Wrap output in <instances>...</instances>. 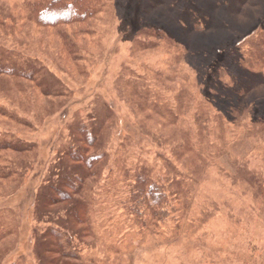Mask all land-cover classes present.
Returning <instances> with one entry per match:
<instances>
[{
    "label": "rangeland",
    "instance_id": "obj_1",
    "mask_svg": "<svg viewBox=\"0 0 264 264\" xmlns=\"http://www.w3.org/2000/svg\"><path fill=\"white\" fill-rule=\"evenodd\" d=\"M20 8L14 0H0V48L39 59L70 94L66 102L54 100L33 83L20 90L12 80L0 79V133L12 143L36 147L33 159L19 154L9 155V162L3 159L14 163L19 175L12 182H0V219L9 227L0 229V264H38L32 235L37 193L72 129L80 121L88 123L100 105L112 111L104 132L110 156L106 164L126 174L133 173L134 165L136 172L143 170L146 163L157 175L171 160L186 169L192 190L184 200L188 207L177 204L166 220H151V226L139 232L122 206L106 205L100 211L106 217L97 221L100 232L85 241L78 264H264V199L257 183L264 180V85L252 86V77L245 81L252 91L242 101V117H249L237 132H232L226 100L238 79L232 57L243 53L253 58L248 41L264 33V0H103L100 13L85 25L59 31L34 26ZM59 33L66 35L81 60L68 53ZM217 69L226 70L221 74L227 73L223 77L229 83L212 95L210 83ZM126 73L130 80H123ZM143 83L150 95L162 96L166 106L186 87L191 94L187 92L178 124L143 107L134 92V85ZM200 101L212 107L209 116H224L227 126L213 127L212 122L207 140L193 136L194 150L179 160L176 151L184 144L183 131L196 129L192 117ZM200 122L206 130L207 116ZM219 136L227 140L219 141ZM211 143L223 149L221 153ZM199 151L206 162L195 159ZM23 159H31L28 173L18 167ZM242 173L250 175L248 181ZM108 175L105 166L96 189ZM117 181L112 180V188L119 201L125 200L129 192L122 186L124 180ZM125 181L129 185V179ZM113 194L107 193V201ZM131 229L137 231L131 234Z\"/></svg>",
    "mask_w": 264,
    "mask_h": 264
},
{
    "label": "trees",
    "instance_id": "obj_2",
    "mask_svg": "<svg viewBox=\"0 0 264 264\" xmlns=\"http://www.w3.org/2000/svg\"><path fill=\"white\" fill-rule=\"evenodd\" d=\"M14 1L19 3L21 6L20 11L26 14L28 21L34 26L58 31L65 27L85 25L100 13L103 3V0ZM74 34L78 35L76 32ZM59 36L64 39L65 48L71 56H74L75 61L81 60L82 57L77 55L75 47L71 44L68 45L70 41L65 40L68 39L65 38L66 35L59 33ZM248 42V48H250V54L254 56L253 58L247 59V56H244L243 53L232 57V70L238 77L237 80L232 82L233 84L236 83L232 96L229 95L226 99L230 104L228 114L231 111L232 123H234L232 132H237L238 128L242 127L244 122L246 123V118L249 117V115L242 117L245 111L242 101L252 91V88L245 84V81L252 77L255 80L252 86L264 85V33L249 39ZM217 70L216 79H213L210 83L212 95L218 92L219 87L229 83L224 79L227 73L221 74L226 70ZM171 75L170 78H175L174 75ZM122 76L123 80L130 78L127 73ZM2 78L12 80L16 88L20 90L33 83L43 95L54 100L63 99L66 102L67 96L70 94L61 79L57 78L42 61L32 57L28 58L4 46L0 48V79ZM132 81L134 83L140 82V84L142 82L141 79H132ZM134 86H137L134 92L138 94L145 109L153 110L154 113L167 119V123L178 124L183 111L186 109L184 99L186 101V97L190 93L185 85L184 91L175 97L173 103H169L167 106L163 104L162 96L154 97L155 95H150L148 86L145 83ZM189 106L193 108L191 104ZM211 109L212 107L206 102H198L193 111L195 115L192 117V123L196 129L186 128V132L183 131L185 141L181 146L182 148L176 151L177 159H182L184 155L187 156L186 153H191L194 150L192 141L195 137L193 136H197L199 141H202V139L207 140L209 125L212 122H214L213 127H216V125H219V128L227 126L226 121L223 119L224 116L221 114L209 116ZM97 110L98 113L91 116L88 123L87 121H80L72 129L67 141L58 151L55 162L49 169L44 187H41L37 193L33 210L34 229L32 235L38 264H78L79 261L83 260L80 255L82 246L87 243L88 238H95L94 236L100 232L99 222L102 221L104 216L106 217V214L104 215L100 211L104 210L108 204L111 207L112 205L116 206V208L122 206L131 214L134 217L133 224H135L138 232L149 228L155 219L166 220L169 211L176 212L175 206L177 204L180 203L184 207H188L184 203L185 198L192 190V186L189 185L191 183H187L188 172L185 168L174 165L171 160L166 161L167 170L158 172L157 175H153L152 170H148L146 163L143 170L139 168L137 172L135 171L136 165L131 170L133 173L127 172L125 169L126 174L117 173L114 167L112 168L106 164V160L110 156L104 147L106 141L104 132L107 123L112 118V111L106 105H100ZM0 114L3 113L0 112ZM5 116L12 122H16L13 115L5 114ZM206 116L208 126L205 130L200 128L202 122H200V118L204 119ZM255 125L258 126L259 123ZM111 127L112 125L108 127L110 135H112ZM209 130H212V128ZM8 138L7 135L0 133V182H12L13 177L16 176L18 179L19 173L12 166L14 163H7L9 162V155L33 156V159L36 151V147L26 142L12 143ZM218 138H221L219 141L223 142L227 140L223 136ZM210 145L214 146V143ZM214 147L216 150V146ZM121 150L123 151V149ZM222 150L218 149L216 153ZM204 151L207 152L205 145ZM201 155L202 152L199 151L195 159L206 162L203 156L200 157ZM5 157H7V162L3 161ZM30 160H18V167H22L28 173L32 170ZM105 166L109 175L104 179V185L96 189L98 178ZM242 177L248 181L250 175L242 173ZM121 178L124 180L122 186L127 188L129 194L125 200L119 201L116 197L118 195L117 191L112 188L116 187L115 184H112V180L116 179L118 180L117 184H120ZM127 179H129V185L128 181H125ZM257 183L259 196L264 199V180H259ZM109 192L114 193V198L107 201L105 196ZM114 201H117L116 204ZM146 204L151 205V211L145 210ZM93 208L99 209L94 211ZM147 214L151 215L149 218L150 223L145 224L144 220ZM97 218L101 220H97ZM3 223H5L4 219L1 218L0 229L8 231V225H5V227ZM123 225L128 230V221L124 222ZM102 226H105V224ZM137 230L131 229V234H134ZM105 231L108 235L111 233L110 230L106 229ZM53 255L55 257H52ZM15 264H24V262L21 263L20 261V263L16 262Z\"/></svg>",
    "mask_w": 264,
    "mask_h": 264
}]
</instances>
